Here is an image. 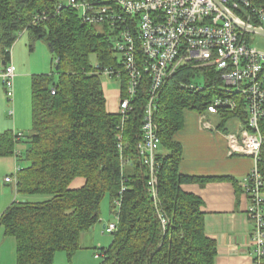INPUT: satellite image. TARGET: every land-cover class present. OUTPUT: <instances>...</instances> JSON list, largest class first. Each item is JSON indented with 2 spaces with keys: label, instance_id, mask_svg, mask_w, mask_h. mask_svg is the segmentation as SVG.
Here are the masks:
<instances>
[{
  "label": "trees",
  "instance_id": "1",
  "mask_svg": "<svg viewBox=\"0 0 264 264\" xmlns=\"http://www.w3.org/2000/svg\"><path fill=\"white\" fill-rule=\"evenodd\" d=\"M255 1L264 6V0ZM25 31L51 45L58 69L31 79L29 133H0V158L26 163L14 187L22 200L13 201L0 214V227L15 241L16 264H57L58 253L69 262L80 249V235L99 222L105 195L112 209L115 199L121 204L113 212L117 225L110 245L95 252L99 264H214L216 243L205 234L202 201L180 187L236 181L181 175L182 148L175 136L185 112H205L217 95L219 75L206 72L210 81L196 91L190 85L204 70L186 67L159 90L154 122L160 144L153 198L149 169L137 148L143 140L148 79H142L132 110L122 121L118 105L107 110L101 75L90 61L95 56L101 69L121 68L112 51V27L83 22L61 0H0V63L6 65L17 36ZM125 93L123 74L118 100ZM218 117L220 126L230 120L245 125L244 103L236 112ZM261 129L264 135V124ZM21 143L26 145L23 154L17 150ZM260 157L264 180V139ZM32 196L46 198L29 201ZM259 264H264V257Z\"/></svg>",
  "mask_w": 264,
  "mask_h": 264
},
{
  "label": "built area",
  "instance_id": "2",
  "mask_svg": "<svg viewBox=\"0 0 264 264\" xmlns=\"http://www.w3.org/2000/svg\"><path fill=\"white\" fill-rule=\"evenodd\" d=\"M66 1L65 5L77 11L83 22L108 24L115 33L112 51L119 58L121 68L101 69L97 64L94 67L100 75L118 81L123 74L126 76V93L118 102L122 121L132 110L142 79H148L143 140L137 148L149 169L148 184L153 198L157 192L156 153L160 144L154 113L161 87L186 67L204 70L196 77L201 76L206 82L210 81L206 72H216L220 80L217 95L207 105L201 121L207 115L236 112L240 103H244L246 124L242 126L238 122L237 129L226 133L225 138L228 156L248 157L253 164L243 188L249 201L247 214L253 224L255 264H259L264 257V180L259 172L264 139L261 129L264 124V51L249 45L246 35L252 33L249 28L264 30V6L256 4L255 0ZM14 77L12 64L0 67V84L8 102L14 96ZM202 87L190 85L196 91ZM201 124L210 128V123ZM20 168L17 164L4 181L15 187ZM113 204L116 213L120 199H115ZM115 220L116 223L105 226L107 234L116 230V217Z\"/></svg>",
  "mask_w": 264,
  "mask_h": 264
},
{
  "label": "crops",
  "instance_id": "3",
  "mask_svg": "<svg viewBox=\"0 0 264 264\" xmlns=\"http://www.w3.org/2000/svg\"><path fill=\"white\" fill-rule=\"evenodd\" d=\"M2 63L0 65L4 66L5 63ZM6 64H12L14 68V96L11 102L7 100L6 117L10 121L3 115L4 98L2 97L0 125L2 129L7 128L6 131L24 134L23 131L27 128L31 129V105H28L31 93L30 96L27 94L21 98V83L30 85V89L31 83L24 73L15 68L11 53ZM0 88L5 95L4 87L1 85ZM118 89L115 92L116 96H118ZM103 92L106 104H111L107 102L108 98L104 88ZM111 95L113 94L111 93ZM106 108L110 112L115 110L113 104L112 110ZM10 112L12 113L10 114ZM215 117L217 122L212 124L210 120H207V116L201 121V117H197L193 112L184 113L183 127L175 136L182 148L179 173L184 176L202 178L229 177L233 178L236 184L225 180L206 184H183L180 188L184 193L195 195L202 201L201 210L204 213L205 234L216 243L214 264H253V224L247 214L249 201L243 188L244 179L251 171L253 164L248 157L228 156L225 135L237 129L238 121L235 127L225 129L226 123L220 126L219 117ZM201 122L210 123V128H205ZM16 165L14 157L4 158L3 161L0 159V170L4 174L3 180L14 172ZM8 194H10L9 190L0 186V202L2 204L6 201L11 204L13 195L10 197ZM105 221L104 216L100 217L97 224L80 235V249L69 262L61 253L56 255L55 262L57 264H99L100 258L95 257V252L100 248H105L112 240L103 237L107 234L104 231L105 226L108 225ZM0 264H16L15 241L12 237L6 236L1 227Z\"/></svg>",
  "mask_w": 264,
  "mask_h": 264
},
{
  "label": "rangeland",
  "instance_id": "4",
  "mask_svg": "<svg viewBox=\"0 0 264 264\" xmlns=\"http://www.w3.org/2000/svg\"><path fill=\"white\" fill-rule=\"evenodd\" d=\"M63 3H67L66 0H61ZM248 44L251 46L256 47L257 49L264 51V37L258 34H252L248 33L246 35ZM10 53L12 55V62L15 66V68H18V71L24 73L27 76V79L29 83H31V79L33 76L41 75V74H49L50 72L55 71V62H56V56L54 53L50 52V48L48 47V42L44 38H39L33 35L32 31H25L21 33V35L17 36V39L15 43L13 44L12 48L10 49ZM90 61L93 66H96V58L95 56L90 57ZM1 67V65H0ZM100 80L102 82V86L107 94V102H110L111 104H106V107H108L109 110H112V104L113 108H116L118 105V96H116L115 92L119 87V81L115 78H111L107 75H101ZM204 83V79L201 76H198L194 79L193 85H199L202 86ZM1 86V84H0ZM22 86V91H21V98H24L25 95L30 96L31 89L30 85H26L21 83ZM111 91V92H110ZM119 91V89H118ZM111 93L114 95H111ZM2 97L3 102H4V111L3 115L5 119L7 118V111H8V103L6 99V95H4V92L0 88V112H1V107H2ZM28 105H31V96H30V102ZM197 117H201L202 114H198L197 112H193ZM8 119V118H7ZM9 120V119H8ZM207 120L211 121L212 124H215L216 117L214 115H207ZM10 121V120H9ZM237 125V120H230L227 121L225 126V129H231V127H235ZM30 128H27L25 131H23L24 134H28ZM6 129H2V126L0 125V132L6 131ZM18 133V132H16ZM26 145L21 143L18 145L17 150L21 154L25 152ZM4 158L7 157H2L0 158L1 161H3ZM22 159V158H21ZM19 166H22L23 168L25 166V161L23 159L18 162ZM4 174L0 170V186L5 187L6 190H9L10 197H12V202L13 201H20L22 200L18 194L15 193L14 191V186L13 184H8L4 180ZM7 195V196H8ZM46 197L43 196H32V197H27L29 201H38V200H43ZM11 202V203H12ZM8 201L6 203L2 204L0 202V212H2L7 206H8ZM114 210L110 206V200L109 196L105 195L103 199L101 200L100 203V217L106 218V223H116L115 217H114ZM110 220V221H109ZM109 221V222H108ZM108 239H112V236L110 234H105V236ZM104 240H107L104 238ZM106 244V243H105ZM110 244H108L106 247H108ZM105 247V248H106ZM93 257V256H91Z\"/></svg>",
  "mask_w": 264,
  "mask_h": 264
},
{
  "label": "water",
  "instance_id": "5",
  "mask_svg": "<svg viewBox=\"0 0 264 264\" xmlns=\"http://www.w3.org/2000/svg\"><path fill=\"white\" fill-rule=\"evenodd\" d=\"M221 8H223L222 6H220ZM242 26V25H241ZM241 26H239V27H241ZM242 28V27H241ZM249 32H252V33H255V34H258V35H261V36H263L264 37V30H262V29H254V28H249ZM51 45L48 43V47H50ZM50 51L53 53V49H50ZM2 65H3V63H2ZM58 69V67L56 66L55 67V70H57Z\"/></svg>",
  "mask_w": 264,
  "mask_h": 264
},
{
  "label": "clouds",
  "instance_id": "6",
  "mask_svg": "<svg viewBox=\"0 0 264 264\" xmlns=\"http://www.w3.org/2000/svg\"><path fill=\"white\" fill-rule=\"evenodd\" d=\"M7 65V64H6ZM5 66V65H4ZM1 67H3V66H1Z\"/></svg>",
  "mask_w": 264,
  "mask_h": 264
}]
</instances>
